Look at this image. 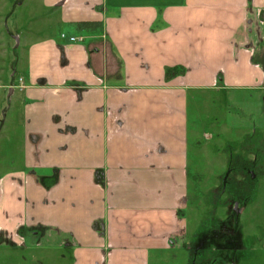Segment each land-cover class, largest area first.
Here are the masks:
<instances>
[{"label":"crops","instance_id":"crops-1","mask_svg":"<svg viewBox=\"0 0 264 264\" xmlns=\"http://www.w3.org/2000/svg\"><path fill=\"white\" fill-rule=\"evenodd\" d=\"M263 19L264 0H0V243L30 264L187 262L189 95L264 101Z\"/></svg>","mask_w":264,"mask_h":264},{"label":"rangeland","instance_id":"rangeland-1","mask_svg":"<svg viewBox=\"0 0 264 264\" xmlns=\"http://www.w3.org/2000/svg\"><path fill=\"white\" fill-rule=\"evenodd\" d=\"M8 21L10 25L14 17ZM7 53L12 56L14 48L9 46ZM5 91L0 104V174L13 166L14 158V129L3 130L12 101ZM188 106L193 206L188 242L193 250L179 252L187 262L172 263L167 256L163 264H264V101L254 93L215 88L203 95L193 91ZM110 186L113 195L112 180ZM19 256L11 243H0V264H30ZM31 263L46 264L39 256Z\"/></svg>","mask_w":264,"mask_h":264},{"label":"trees","instance_id":"trees-1","mask_svg":"<svg viewBox=\"0 0 264 264\" xmlns=\"http://www.w3.org/2000/svg\"><path fill=\"white\" fill-rule=\"evenodd\" d=\"M185 73V68L180 66H173V67H167L165 76L166 79H172L174 77H177L179 75H183Z\"/></svg>","mask_w":264,"mask_h":264},{"label":"built area","instance_id":"built-area-1","mask_svg":"<svg viewBox=\"0 0 264 264\" xmlns=\"http://www.w3.org/2000/svg\"><path fill=\"white\" fill-rule=\"evenodd\" d=\"M62 36H65V34L64 33H62ZM70 40L71 41H75V40H79V41H82L83 40V38L81 37V38H78V37H75V36H71L70 37ZM109 184V183H108Z\"/></svg>","mask_w":264,"mask_h":264},{"label":"flooded vegetation","instance_id":"flooded-vegetation-1","mask_svg":"<svg viewBox=\"0 0 264 264\" xmlns=\"http://www.w3.org/2000/svg\"><path fill=\"white\" fill-rule=\"evenodd\" d=\"M235 206H238V203L235 205ZM238 208V207H237ZM237 208H236V212L238 213L239 212V210H237ZM238 219V218H237Z\"/></svg>","mask_w":264,"mask_h":264},{"label":"water","instance_id":"water-1","mask_svg":"<svg viewBox=\"0 0 264 264\" xmlns=\"http://www.w3.org/2000/svg\"><path fill=\"white\" fill-rule=\"evenodd\" d=\"M237 208V207H236Z\"/></svg>","mask_w":264,"mask_h":264}]
</instances>
